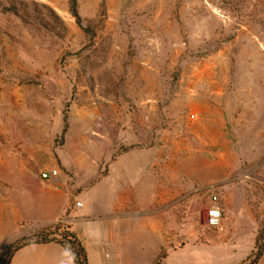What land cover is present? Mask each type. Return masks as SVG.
I'll return each mask as SVG.
<instances>
[{
  "label": "rangeland",
  "instance_id": "1",
  "mask_svg": "<svg viewBox=\"0 0 264 264\" xmlns=\"http://www.w3.org/2000/svg\"><path fill=\"white\" fill-rule=\"evenodd\" d=\"M77 8L80 19L70 0H0V228L14 226L13 207L23 200L12 197L16 173L39 181L58 169L72 187L83 176L81 190L107 172L112 144L123 151L168 141L182 169L195 155L211 160L213 174L227 161L232 182L196 176L170 199L172 213L129 214L134 227L156 218L173 228L164 245L149 230L132 236L122 259L242 264L264 219V0H77ZM211 105L223 126L210 131L222 136L197 152L192 144L207 132L193 126L204 118L197 110ZM225 184L248 196L253 214L235 205L223 228ZM214 195L219 226L203 215ZM55 225L14 239L0 254L9 257Z\"/></svg>",
  "mask_w": 264,
  "mask_h": 264
},
{
  "label": "crops",
  "instance_id": "2",
  "mask_svg": "<svg viewBox=\"0 0 264 264\" xmlns=\"http://www.w3.org/2000/svg\"><path fill=\"white\" fill-rule=\"evenodd\" d=\"M197 112H205L204 118L199 119L198 123L193 126L198 129L202 125L207 130L206 134L200 137L203 138L202 141L194 140L192 144L194 150L198 152L203 142L220 139L222 133L217 137L215 131L211 133L210 129L219 125L223 126V124L221 123V111L215 105L203 107ZM130 145L124 143V146ZM108 149L107 156L102 163L105 168H108L107 172L94 180L96 181L94 186L81 190L78 188L83 182V176L77 177V183L72 187L67 184L64 176H58L59 174L48 179L41 178L39 181L29 174L16 173L13 175L15 193L12 197H17V199L22 197L23 200L21 203L18 200V205L13 207L16 225L6 229L0 228V251L4 245L14 239L62 221L83 241L88 254V264H131V260L122 259V256L125 252L128 253L125 247L132 236L142 235L143 230H149L150 235L164 245L166 243L164 231L172 229L173 226L172 224L163 226L156 221V218H151L150 222H146L143 226L134 227L126 219L129 214L141 211L142 208L144 209L142 211L152 214L164 211L172 213L173 208L170 206L172 200L170 199L181 194L185 188H190L188 180L191 179L192 186H194L197 181L196 176H199L203 183L208 184L212 181L232 182L230 172L226 168L230 165L227 161L220 163V166H225L223 172L218 170L213 174L211 160L207 159L201 163L199 157L195 155L190 166L182 169L181 162L176 157L174 143L168 141H160L149 147L134 146L123 151H119V147L112 144ZM76 169L79 170L78 167ZM100 169L102 170L101 167L99 171ZM226 185L221 187L220 194L225 210L223 228L225 222H229L226 219L228 210L235 205L239 208H246L249 215L253 214L247 200L248 196L243 193L241 198L237 192L232 193ZM36 198L40 199L39 206L35 205ZM74 198L77 200L82 198L83 200L80 201L83 205L77 206V200L71 205ZM65 212L67 215L63 216ZM21 214L25 215V222L29 224V227L22 228V234L17 229ZM176 225L178 227V223ZM259 228L260 222L257 220L255 240ZM10 230H12L11 239L2 240ZM11 264L75 263L72 256L60 244L48 242L21 247L12 256ZM257 264H264V253Z\"/></svg>",
  "mask_w": 264,
  "mask_h": 264
},
{
  "label": "trees",
  "instance_id": "3",
  "mask_svg": "<svg viewBox=\"0 0 264 264\" xmlns=\"http://www.w3.org/2000/svg\"><path fill=\"white\" fill-rule=\"evenodd\" d=\"M72 13L80 19V15L77 8V0H70ZM66 121L65 129L68 126L67 117L64 118ZM56 242L60 244L65 251H67L73 258L75 264H88V254L87 250L83 244V241L79 235L68 227H61V224L55 225L52 229H49L47 233L42 235L41 239L36 241L23 242L22 244H17L11 255L7 257L5 255V250L0 254V264H11V258L14 253L21 247L33 243H48ZM264 253V219L261 222L260 228L256 235L254 248L249 255L248 259L242 264H257Z\"/></svg>",
  "mask_w": 264,
  "mask_h": 264
},
{
  "label": "built area",
  "instance_id": "4",
  "mask_svg": "<svg viewBox=\"0 0 264 264\" xmlns=\"http://www.w3.org/2000/svg\"><path fill=\"white\" fill-rule=\"evenodd\" d=\"M57 174H58V169H51L49 171L42 172L41 177L43 179H48L49 177ZM211 200L213 201V204L208 207L209 224L214 226H219L221 224V219H222V209L218 204L215 203L218 200V197L216 195L212 196ZM76 205L80 207L83 205V202L77 201Z\"/></svg>",
  "mask_w": 264,
  "mask_h": 264
},
{
  "label": "water",
  "instance_id": "5",
  "mask_svg": "<svg viewBox=\"0 0 264 264\" xmlns=\"http://www.w3.org/2000/svg\"><path fill=\"white\" fill-rule=\"evenodd\" d=\"M203 215L206 217V219L209 220V212H208V210L204 211Z\"/></svg>",
  "mask_w": 264,
  "mask_h": 264
}]
</instances>
